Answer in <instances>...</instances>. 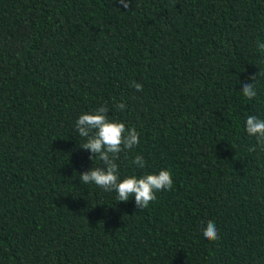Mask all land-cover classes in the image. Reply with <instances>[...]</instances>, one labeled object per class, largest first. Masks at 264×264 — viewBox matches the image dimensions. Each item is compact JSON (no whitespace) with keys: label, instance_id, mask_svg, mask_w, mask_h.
Listing matches in <instances>:
<instances>
[{"label":"trees","instance_id":"trees-1","mask_svg":"<svg viewBox=\"0 0 264 264\" xmlns=\"http://www.w3.org/2000/svg\"><path fill=\"white\" fill-rule=\"evenodd\" d=\"M257 41L264 0H0V264H264ZM102 106L139 133L120 179L172 173L145 209L79 180L106 167L76 130Z\"/></svg>","mask_w":264,"mask_h":264},{"label":"clouds","instance_id":"clouds-1","mask_svg":"<svg viewBox=\"0 0 264 264\" xmlns=\"http://www.w3.org/2000/svg\"><path fill=\"white\" fill-rule=\"evenodd\" d=\"M118 3L124 9L131 7V0H118ZM257 50L264 53V42L257 41ZM261 75L250 77L256 81ZM136 90L142 91L143 85L133 82L132 85ZM243 96L249 99L256 97L254 83L245 84L242 88ZM118 110L125 108L124 103L116 105ZM108 109L99 107L94 113L82 114L76 121V130L78 135L85 138L80 148L90 150L93 154L90 159H98L103 166L93 167L90 171L80 174L79 180L83 184H94L105 192L117 193L118 202H127L130 197L135 200V205L142 210L147 208L151 202L156 201V193L173 189L172 173L169 170H161L158 174H146L141 177L135 175L120 179L119 167L116 160L121 152L131 150L139 144V133L135 128L128 130L123 122L109 120ZM246 132L249 136L255 137L257 143L264 149V119L256 116H248L246 119ZM256 146L249 148L254 152ZM133 163L138 168L145 166V160L137 154ZM204 238L209 241L219 239L218 230L214 222L209 221L203 232Z\"/></svg>","mask_w":264,"mask_h":264}]
</instances>
